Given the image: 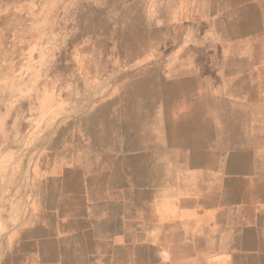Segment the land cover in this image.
<instances>
[{
    "label": "crops",
    "instance_id": "1",
    "mask_svg": "<svg viewBox=\"0 0 264 264\" xmlns=\"http://www.w3.org/2000/svg\"><path fill=\"white\" fill-rule=\"evenodd\" d=\"M259 17L249 3L221 37L248 50L212 93L235 104H121L102 136L72 128L33 156L23 209L0 218V264H264Z\"/></svg>",
    "mask_w": 264,
    "mask_h": 264
},
{
    "label": "rangeland",
    "instance_id": "2",
    "mask_svg": "<svg viewBox=\"0 0 264 264\" xmlns=\"http://www.w3.org/2000/svg\"><path fill=\"white\" fill-rule=\"evenodd\" d=\"M249 3L264 19V0H0V203L12 192L19 205L0 218L23 209L33 156L72 128L102 136L121 104H235L212 93L248 53L221 37Z\"/></svg>",
    "mask_w": 264,
    "mask_h": 264
}]
</instances>
